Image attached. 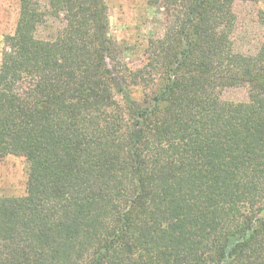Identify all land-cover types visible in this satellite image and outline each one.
I'll return each mask as SVG.
<instances>
[{
  "label": "trees",
  "instance_id": "1",
  "mask_svg": "<svg viewBox=\"0 0 264 264\" xmlns=\"http://www.w3.org/2000/svg\"><path fill=\"white\" fill-rule=\"evenodd\" d=\"M237 1L256 0H147L162 35L110 69L101 0H19L0 155L28 177L0 197V264H264V42L235 49ZM240 87L246 102L222 99Z\"/></svg>",
  "mask_w": 264,
  "mask_h": 264
},
{
  "label": "rangeland",
  "instance_id": "2",
  "mask_svg": "<svg viewBox=\"0 0 264 264\" xmlns=\"http://www.w3.org/2000/svg\"><path fill=\"white\" fill-rule=\"evenodd\" d=\"M107 18L106 35L113 49L114 60H106L110 69L119 62L130 69L140 68L144 62V50L150 38L162 35L167 21L162 10L151 7L147 0H101ZM236 24L233 32L235 49L242 54H254L264 42V0L255 2L237 1L233 5ZM19 16V0H0V63L5 49V38L12 35ZM60 21L48 17L44 27L37 30L36 36L49 38L59 27ZM119 71V70H118ZM118 75V74H117ZM33 79L18 82L16 91L24 96L32 87ZM140 89L131 88L135 99H140ZM119 100V94H115ZM222 99L232 102L248 100L246 87L226 89ZM28 163L23 156L0 155V197H22L26 194Z\"/></svg>",
  "mask_w": 264,
  "mask_h": 264
}]
</instances>
